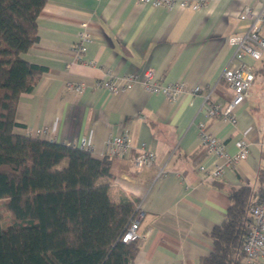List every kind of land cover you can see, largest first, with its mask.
I'll return each mask as SVG.
<instances>
[{
	"label": "crops",
	"instance_id": "obj_1",
	"mask_svg": "<svg viewBox=\"0 0 264 264\" xmlns=\"http://www.w3.org/2000/svg\"><path fill=\"white\" fill-rule=\"evenodd\" d=\"M173 1L167 9L134 0H46L37 17L38 41L22 55L46 70L31 92L20 95L15 132L34 135L44 129L40 138L74 146L85 139L96 158L104 156L107 137L130 134L128 156L114 157V177L99 183L108 184L112 202L128 198L141 203L133 264H199L213 250L207 234L223 221L229 190L244 185L257 190L264 170V55L244 59L254 80L234 111V124L219 114H205V92L170 101L139 83L117 93L94 86L110 73L136 74L141 81L151 69V82L212 85L209 103L219 111L227 107L233 92L219 77L233 53L229 40L245 34L253 17L242 19L241 14L247 7L258 11L260 0H188L185 7L180 6L183 0ZM195 3H200L196 9ZM84 29L91 42L79 61L71 49ZM68 81L84 84L83 92L70 90ZM199 123L228 155L245 139L248 157L231 165L208 155L199 141ZM142 147L156 157L139 169L133 159ZM216 163L223 166L217 178H207L197 168ZM161 166L167 174L155 182Z\"/></svg>",
	"mask_w": 264,
	"mask_h": 264
},
{
	"label": "trees",
	"instance_id": "obj_2",
	"mask_svg": "<svg viewBox=\"0 0 264 264\" xmlns=\"http://www.w3.org/2000/svg\"><path fill=\"white\" fill-rule=\"evenodd\" d=\"M45 2L0 0V206L10 217L0 226V264H133L140 238L121 239L139 200L112 202L108 184L99 183L114 177V157L15 132L19 97L46 70L22 57L38 41ZM258 179L257 190H229L225 217L207 234L213 250L199 264L242 263L250 210L264 199V170Z\"/></svg>",
	"mask_w": 264,
	"mask_h": 264
},
{
	"label": "built area",
	"instance_id": "obj_3",
	"mask_svg": "<svg viewBox=\"0 0 264 264\" xmlns=\"http://www.w3.org/2000/svg\"><path fill=\"white\" fill-rule=\"evenodd\" d=\"M134 1L142 5L148 4L155 8L162 6L167 9L171 8L174 4L173 0ZM187 4L188 0H183L181 1L180 6L185 7ZM199 6L200 3H195L193 8L196 9ZM251 16L253 18L245 34L242 36L231 37L229 40L233 47V53L229 60V66L222 71L219 80L223 81L232 90L233 96L223 111H219L218 105L209 103L214 86L209 85L203 87L202 85H187L183 82H151V69L144 72L141 81L136 74L131 73L116 76L110 73L105 77L96 80L94 86L99 89H105L109 93H117L119 91L130 90L139 83L146 92L162 94L170 101H177L183 94L197 95L201 92H205V114L208 117L219 114L221 119H228L234 124L236 122L234 111L244 102L254 80L252 66L245 63L244 59L245 57H249L253 61H256L261 59L264 55V38L260 35V27L264 23V0H260V8L258 11L252 12L251 9L247 7L241 14L242 19ZM89 42H91L89 33L85 29L80 31L78 33V39L71 49L73 55L79 61H82L83 54L85 53ZM65 84L70 90L77 94L82 93L85 88V85L82 83L68 81ZM197 131L199 141L208 155L223 157L225 163L231 165H235L239 161L248 157L249 148L245 139H240L239 147L235 154L228 155L225 153L218 138L205 129L203 123L198 124ZM44 134V129H37L34 132L35 136H42ZM261 144L264 146V134ZM78 147L91 152V145L85 139L80 141ZM130 149L131 137L129 133L125 132L122 134L110 135L105 141L104 156L124 158L128 156ZM155 157L156 155L152 150L142 147L141 151L133 159L134 166L139 169L149 166L154 163ZM197 168L207 178H217L223 172V166L218 163L214 164L212 167L198 164ZM166 174L165 167L161 166L155 175V182L164 178ZM135 208L137 214L131 219L129 226L121 239L124 243L140 238L139 221L142 217V211L141 203L139 201L136 203ZM250 213L252 217V226L242 243L244 258L241 264H257L259 260L264 259V199L254 205L251 208Z\"/></svg>",
	"mask_w": 264,
	"mask_h": 264
},
{
	"label": "rangeland",
	"instance_id": "obj_4",
	"mask_svg": "<svg viewBox=\"0 0 264 264\" xmlns=\"http://www.w3.org/2000/svg\"><path fill=\"white\" fill-rule=\"evenodd\" d=\"M261 28H260V35L263 37L264 36V23L262 24ZM8 223H10V217L8 213H6V211L2 209L0 206V226L3 227L5 224H8Z\"/></svg>",
	"mask_w": 264,
	"mask_h": 264
}]
</instances>
